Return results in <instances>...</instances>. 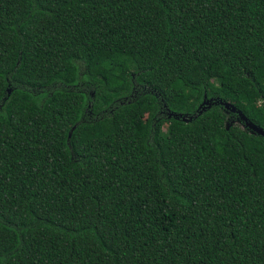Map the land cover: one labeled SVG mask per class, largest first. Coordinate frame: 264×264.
<instances>
[{
    "label": "trees",
    "instance_id": "obj_1",
    "mask_svg": "<svg viewBox=\"0 0 264 264\" xmlns=\"http://www.w3.org/2000/svg\"><path fill=\"white\" fill-rule=\"evenodd\" d=\"M205 99L264 129V0H0V264H264V139Z\"/></svg>",
    "mask_w": 264,
    "mask_h": 264
},
{
    "label": "water",
    "instance_id": "obj_2",
    "mask_svg": "<svg viewBox=\"0 0 264 264\" xmlns=\"http://www.w3.org/2000/svg\"><path fill=\"white\" fill-rule=\"evenodd\" d=\"M211 105H221L225 108V110H229L232 113L237 114V116L239 117V120L242 121L245 125V127L247 129H249L250 133L253 135H257L260 136L264 139V129H262L261 127L253 124L252 122H250L243 114L241 111L237 110L234 106H232L230 103L227 102H222L220 100H213V99H209V100H204V102L202 103V105L200 106V110H199V114H201L203 111H205L206 108H210ZM175 118V119H179L182 118V120L184 122H189L191 121V118H185L182 117L181 115H176V114H169V118Z\"/></svg>",
    "mask_w": 264,
    "mask_h": 264
},
{
    "label": "rangeland",
    "instance_id": "obj_3",
    "mask_svg": "<svg viewBox=\"0 0 264 264\" xmlns=\"http://www.w3.org/2000/svg\"><path fill=\"white\" fill-rule=\"evenodd\" d=\"M221 106V105H220ZM224 109V112L228 115V121H227V126L231 125V124H236V125H240L242 128L247 129L244 125V123L242 121L239 120V117L237 116V114L230 112L229 110H225V108L223 106H221ZM168 114V113H167ZM166 127H164V131H165ZM249 130V129H247ZM250 131V130H249Z\"/></svg>",
    "mask_w": 264,
    "mask_h": 264
}]
</instances>
